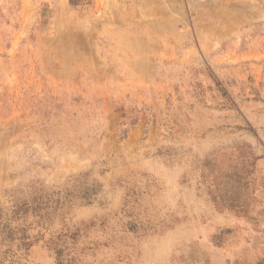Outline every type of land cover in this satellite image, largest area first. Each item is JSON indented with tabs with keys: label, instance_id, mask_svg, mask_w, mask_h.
<instances>
[{
	"label": "rangeland",
	"instance_id": "obj_1",
	"mask_svg": "<svg viewBox=\"0 0 264 264\" xmlns=\"http://www.w3.org/2000/svg\"><path fill=\"white\" fill-rule=\"evenodd\" d=\"M263 202L264 0H0V264H211Z\"/></svg>",
	"mask_w": 264,
	"mask_h": 264
},
{
	"label": "crops",
	"instance_id": "obj_2",
	"mask_svg": "<svg viewBox=\"0 0 264 264\" xmlns=\"http://www.w3.org/2000/svg\"><path fill=\"white\" fill-rule=\"evenodd\" d=\"M258 218L257 237H250L245 240L238 255L232 258L225 255V251L214 250L211 254V264H264V202L255 213ZM239 250V249H236ZM235 251V250H234Z\"/></svg>",
	"mask_w": 264,
	"mask_h": 264
}]
</instances>
